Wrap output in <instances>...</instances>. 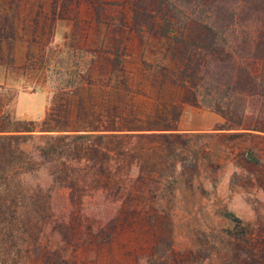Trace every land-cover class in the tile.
<instances>
[{"label":"trees","instance_id":"obj_1","mask_svg":"<svg viewBox=\"0 0 264 264\" xmlns=\"http://www.w3.org/2000/svg\"><path fill=\"white\" fill-rule=\"evenodd\" d=\"M3 11L0 59L9 63L17 47L26 53L24 66L29 50L49 47L56 19L72 23L71 42H87L92 33L99 38L101 31L103 36L93 49L83 42L89 59L82 79L64 98H52L42 121L12 119L4 107L0 264H96L97 249L87 251L83 244L89 234H69L64 227V218H79L84 197L68 168L96 179L110 152L125 154L124 146L133 142L153 144L147 152L176 153V140L187 143L177 129L184 105L220 116L216 137L264 144V0H0ZM151 42L156 59L146 50ZM252 147L241 149V158L262 168L264 156ZM54 198L68 200L70 213L54 217ZM135 201L125 196L118 215L139 213ZM225 216L234 223V236L243 239L241 219ZM47 232L55 244L45 240ZM149 247L144 264H153L160 248ZM261 251L249 255L257 264H264Z\"/></svg>","mask_w":264,"mask_h":264},{"label":"rangeland","instance_id":"obj_2","mask_svg":"<svg viewBox=\"0 0 264 264\" xmlns=\"http://www.w3.org/2000/svg\"><path fill=\"white\" fill-rule=\"evenodd\" d=\"M71 29L69 20L56 19L51 45L43 51L29 50L31 59L25 66L21 46L15 61L1 56L0 86L5 90H0V118L7 105L12 119L40 122L52 98H64L63 92L80 82L89 55L81 49L86 41L71 42ZM100 33L99 38L92 33L88 49L100 45ZM146 50L154 59L159 56L155 42ZM222 124L214 112L184 105L177 129L187 143L176 140V153L147 152L153 144L133 142L120 156L112 150L109 165L96 179L88 171L69 167L84 197L79 218H64L67 232L89 234L83 244L87 251L97 249L96 264H144V254L154 244L160 248L153 264H257L249 255L258 257L264 249V165L246 164L240 152L254 146L264 156V144L216 137ZM128 195L137 197L139 213L126 219L118 209ZM52 206L54 217L61 216V210L70 213L68 200L54 198ZM226 213L241 219L243 239L234 236V223ZM45 235L55 244L50 232Z\"/></svg>","mask_w":264,"mask_h":264}]
</instances>
